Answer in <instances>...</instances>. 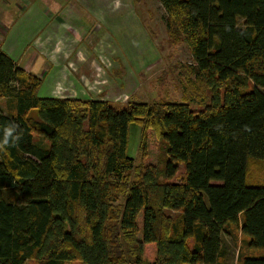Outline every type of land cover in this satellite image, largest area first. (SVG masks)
I'll return each instance as SVG.
<instances>
[{
	"label": "trees",
	"instance_id": "obj_1",
	"mask_svg": "<svg viewBox=\"0 0 264 264\" xmlns=\"http://www.w3.org/2000/svg\"><path fill=\"white\" fill-rule=\"evenodd\" d=\"M161 2L169 43L193 58L181 102L42 97V78L0 45L13 109L0 108V138L9 124L21 133L0 151V264H218L228 225L262 251L238 264H264V183L247 178L248 159L264 161V0Z\"/></svg>",
	"mask_w": 264,
	"mask_h": 264
},
{
	"label": "crops",
	"instance_id": "obj_2",
	"mask_svg": "<svg viewBox=\"0 0 264 264\" xmlns=\"http://www.w3.org/2000/svg\"><path fill=\"white\" fill-rule=\"evenodd\" d=\"M6 1L8 0H5V4ZM18 1L24 6V0ZM25 1L28 5L23 7L21 16L19 15L20 17L16 19L17 14L14 13L13 7L10 4L1 5L2 0H0V26L3 24L6 27L3 35L0 32V45L23 69L42 78L38 89L40 96L73 98L74 96L68 94L70 90H74L77 91L78 98L85 100L104 98L100 96L103 92L90 89L89 82L92 74L95 73L93 65L92 68L90 65L93 59L97 61L103 53L104 44L107 45L111 41L114 48L111 54L113 55L112 67L108 68V65H105L108 68L107 72L100 73L96 83L102 87L101 89L105 88L104 92L111 97L115 94L133 92L136 76L127 70L130 62L126 57L130 55L135 58L136 52H139L137 55H142L140 50L149 47L152 40L145 43L132 32L126 35L124 31L131 17L134 19L141 17L145 23L138 4L145 2L144 5H147L148 0H75L84 6L85 12L81 15L83 18L64 8V4L69 0H41L39 4H35V0ZM158 1L162 4L161 0ZM58 14L66 15L67 18L59 22L56 19ZM84 19L92 20L93 24L100 21L103 25L92 47H87L82 42L89 31L82 24ZM51 21L52 23L48 26ZM64 23H68L69 26L65 27ZM146 26L148 28V24ZM145 32H147L146 29ZM150 36H152L151 33L148 36L149 39ZM117 69L122 75L119 80H117ZM59 85L65 87L61 93L57 90ZM95 88L99 89L98 86ZM62 93L63 95H60ZM159 93L160 91L158 95Z\"/></svg>",
	"mask_w": 264,
	"mask_h": 264
},
{
	"label": "rangeland",
	"instance_id": "obj_3",
	"mask_svg": "<svg viewBox=\"0 0 264 264\" xmlns=\"http://www.w3.org/2000/svg\"><path fill=\"white\" fill-rule=\"evenodd\" d=\"M41 0H35V4H39ZM22 2V1H20ZM24 6L28 5L27 1H23ZM139 2V1H138ZM145 3V2H144ZM138 4L140 7L139 12L145 19V23L148 24V28L146 24L143 22L141 17L138 19H134L133 17L128 19V22L125 26L124 34L129 35L130 32L134 36H136L140 41L144 40L145 43H150L151 45L146 49L140 50L142 55L139 52H136V57L127 56V60L130 62V66L127 67V70H130L136 76V86L133 89V94L131 93H123V94H115L114 97H111L107 93L104 92V89H101L100 85L96 83V80L100 78V73L107 72L108 68L112 67V56L114 52V48L112 45V41L105 45L103 53L100 54L98 60L93 59L91 61V68L93 65L94 72L92 74V78L90 83V89H94L103 92V95H100L102 100H109L114 105L121 107L125 105L129 101H148L150 98H157L158 92L159 94L168 96L169 100L173 102H181L182 101V84L185 85L188 79L186 76V70H189L190 65H192L193 58L190 50L187 45L184 43H180L179 45H172L169 43L167 38V25H166V16L167 12L162 4L158 0H148L147 5ZM5 4V0H2L1 5ZM11 5L14 9V13L16 15V19L18 16L22 14L23 5L19 3L18 0H8L5 5ZM21 7V8H20ZM82 3H78L75 0H69L64 4V8L72 11L74 14L78 16L83 15L85 12L83 9ZM49 9V8H47ZM146 10L148 12L146 13ZM46 14V13H45ZM47 15V14H46ZM19 16V17H20ZM55 18V15H53ZM67 18L66 15L60 16L59 14L56 16V19L61 22V19ZM80 18H83L81 16ZM51 19V16H50ZM82 21V24L86 27V30H89L88 33L84 36V40L82 41L85 46L92 47L95 44L96 36H98V32L101 31L103 25L100 21ZM52 21L49 23L48 26ZM5 25V24H4ZM64 26H69L68 23H64ZM5 26L3 24L0 26V32L3 35L5 33ZM145 29L147 32H145ZM149 29V30H148ZM115 32V29H113ZM150 39L148 36L150 33ZM109 54H108V53ZM160 52V53H159ZM108 54V55H107ZM157 58L159 60H157ZM97 59V58H96ZM137 60V61H136ZM108 65V68L105 66ZM123 71V70H122ZM121 71V72H122ZM116 73L118 74V79L122 77L120 71L117 69ZM95 75V76H94ZM95 77V78H94ZM192 79L191 77H189ZM144 80V81H142ZM93 81V82H92ZM99 87V89L95 87ZM132 86V85H131ZM57 90L59 93L65 90V87L61 85L57 86ZM77 91L70 90L69 96L77 97L79 96ZM206 95L211 94L210 90H206ZM60 95H63L60 94ZM65 95V94H64ZM141 95V96H140ZM73 97V98H74ZM99 98V97H98ZM209 98V97H208ZM207 98V102L209 101ZM7 97H0V108L8 115L13 114L12 106H10ZM204 106L203 102H192L190 106L192 109L200 110ZM31 117L40 118V115L37 111L31 113ZM142 126L133 122L129 127V143H128V153L139 159L140 155V142L142 137ZM35 139L38 142L40 141V136L34 133ZM158 140L155 135H152L151 141L149 143L150 157L148 160L156 161L159 155L158 149ZM247 178L249 183L253 184H263L264 183V161L257 158L250 157L247 162ZM8 195L9 192H7ZM173 215V219L177 220L179 218L178 212H171ZM192 239L190 242L192 243ZM223 249L225 250L224 256L220 259L218 264H238L241 258L245 255H261L262 251L255 249L250 246L249 237L245 236L240 228L235 225H228L226 228V234L223 237ZM154 251L153 245L147 246V253L151 254ZM26 264H39L35 258L29 259ZM65 264H83L81 260H73L66 261Z\"/></svg>",
	"mask_w": 264,
	"mask_h": 264
},
{
	"label": "clouds",
	"instance_id": "obj_4",
	"mask_svg": "<svg viewBox=\"0 0 264 264\" xmlns=\"http://www.w3.org/2000/svg\"><path fill=\"white\" fill-rule=\"evenodd\" d=\"M20 139L21 133L18 130V126L15 124H9L4 128L3 137L0 138V151L18 146Z\"/></svg>",
	"mask_w": 264,
	"mask_h": 264
}]
</instances>
